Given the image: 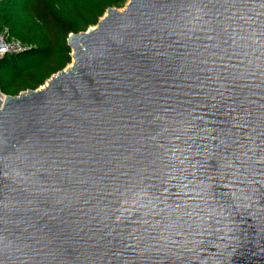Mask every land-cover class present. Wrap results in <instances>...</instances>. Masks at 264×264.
<instances>
[{"label": "water", "instance_id": "obj_1", "mask_svg": "<svg viewBox=\"0 0 264 264\" xmlns=\"http://www.w3.org/2000/svg\"><path fill=\"white\" fill-rule=\"evenodd\" d=\"M68 45L0 90V264H264V0H128Z\"/></svg>", "mask_w": 264, "mask_h": 264}, {"label": "trees", "instance_id": "obj_2", "mask_svg": "<svg viewBox=\"0 0 264 264\" xmlns=\"http://www.w3.org/2000/svg\"><path fill=\"white\" fill-rule=\"evenodd\" d=\"M128 0H1L0 29L27 49L0 60V90L16 96L36 90L72 63L68 37L96 26L110 8Z\"/></svg>", "mask_w": 264, "mask_h": 264}, {"label": "built area", "instance_id": "obj_3", "mask_svg": "<svg viewBox=\"0 0 264 264\" xmlns=\"http://www.w3.org/2000/svg\"><path fill=\"white\" fill-rule=\"evenodd\" d=\"M0 41L5 48L0 51V60L6 54L20 53L27 49L22 41L10 35L8 28L0 29Z\"/></svg>", "mask_w": 264, "mask_h": 264}, {"label": "rangeland", "instance_id": "obj_4", "mask_svg": "<svg viewBox=\"0 0 264 264\" xmlns=\"http://www.w3.org/2000/svg\"><path fill=\"white\" fill-rule=\"evenodd\" d=\"M127 4V3H126ZM125 7V6H124ZM124 7L123 8H119V10H123L124 9ZM71 65V64H70ZM70 65H68V66H70ZM46 84V83H45Z\"/></svg>", "mask_w": 264, "mask_h": 264}]
</instances>
